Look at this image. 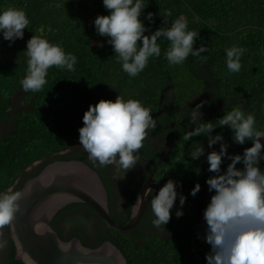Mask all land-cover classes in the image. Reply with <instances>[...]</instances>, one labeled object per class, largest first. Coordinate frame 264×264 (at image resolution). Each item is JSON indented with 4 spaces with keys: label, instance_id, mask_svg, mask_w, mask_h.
<instances>
[{
    "label": "trees",
    "instance_id": "16d2710c",
    "mask_svg": "<svg viewBox=\"0 0 264 264\" xmlns=\"http://www.w3.org/2000/svg\"><path fill=\"white\" fill-rule=\"evenodd\" d=\"M144 2L147 6L139 19L151 32L168 28L184 16L188 30L199 32L194 50L203 44L208 51L198 57L189 55L183 64L170 66L164 55L168 42L162 38L157 41L160 57L150 58L147 67L137 77L130 78L107 43L109 38L96 33L95 18L109 15L102 0H0V10L22 9L30 21L23 39L11 46L0 36V123L8 128L7 133L0 135V191L13 184L20 190L46 165L70 160L88 164L108 188L105 170L96 163L91 165L88 154L79 147L78 129L83 127L82 116L89 105L101 100L114 102L118 95L125 101L139 100L150 109L157 125L168 128L164 133L176 139L168 150L166 162L153 159L157 161L155 178L163 185L168 180L177 182L181 186L177 191L197 184L200 189H208L206 180L213 175L207 170V156L193 160L190 155L191 146L195 142L207 144V137L183 140L185 132L194 130L189 112L200 98L206 106L201 112V122H215L231 107L240 106L246 114L255 116L257 130L264 131V0ZM166 10H171L172 15L163 17ZM148 13H153L151 24L145 20ZM33 35L59 44L65 53L76 56L77 63L72 72L50 68L41 91L24 92L20 81L27 70L26 42ZM233 45L245 49L237 73H230L225 63V49ZM16 97L22 104L10 113ZM153 132L161 133L155 129ZM217 134H222L223 142L228 145L227 155H243L244 149L252 146L251 141L244 145L234 143V134L227 126L217 127L211 133ZM139 150L144 154V146ZM36 162L39 164L33 166ZM230 162L222 158V172ZM259 167L264 170V161ZM237 168H242V164H237ZM130 209L125 217H115L114 221L124 225ZM177 210L183 212L179 218L175 215ZM51 227L63 241L77 237L92 249L109 240L122 252L127 264H206L205 256L211 251L204 239L203 213L194 207L170 210V220L164 226L170 233L167 239L143 235L139 227L119 232L84 204L62 209ZM60 227L67 230L66 238L60 235ZM2 231L0 239L5 247L1 250L0 264H22L14 259L8 227Z\"/></svg>",
    "mask_w": 264,
    "mask_h": 264
},
{
    "label": "clouds",
    "instance_id": "9594fccd",
    "mask_svg": "<svg viewBox=\"0 0 264 264\" xmlns=\"http://www.w3.org/2000/svg\"><path fill=\"white\" fill-rule=\"evenodd\" d=\"M103 7L109 10L107 16H97L94 20L96 33L108 37L107 43L121 64L123 72L130 78L137 77L148 65L149 59L160 57L161 47L158 40L168 42L165 59L170 66L183 64L189 55L201 56L208 51L203 44L193 48L198 31L188 30V21L184 16L177 18L170 27L158 28L154 32L145 27L139 19L147 6L144 0H102ZM171 10H166L163 17L171 16ZM145 20L151 24L153 13H148ZM165 19L163 23H165ZM29 19L22 9L7 7L0 10V36L9 42V46L18 39H23L24 30L29 26ZM149 32V35H145ZM139 42V43H138ZM245 49L233 45L225 49V63L230 73L240 71L241 57ZM27 70L20 81L24 92H39L47 83L46 77L50 68H58L69 72L75 71L77 58L71 53H65L59 44L50 43L40 36L33 35L26 42ZM201 104L189 112L190 122L194 130L187 131L183 140L188 142L192 137H207V146L212 148L220 144L219 152L211 151L206 161L208 171L213 175L206 180L209 192H215L203 212L205 221V242L211 251L206 254V264H264V170L259 165L264 161L261 139L264 131L257 130L255 116L245 113L240 106H233L222 118L215 122H201ZM83 127L78 129L79 147L88 154L89 160L100 167L112 166L114 178L120 179L133 169L140 157L138 150L149 131L156 127L150 109L144 107L139 100L125 101L117 96L115 101L101 100L89 105L82 116ZM227 126L234 134L232 140L238 145L251 141L252 146L244 149L243 155H227L228 145L223 142V135L211 133L217 127ZM191 158L198 159L204 155V147L195 142L192 146ZM222 158L231 162L225 171H221ZM242 164V168H237ZM177 182L168 180L155 195L153 189L144 192L151 197L150 207L155 228L168 224L170 210L178 198ZM200 190L197 184L189 193L195 196ZM32 192L28 185L23 190H17L13 184L0 191V237L7 226L12 228L16 214L20 212V201L26 199ZM186 197L179 195L182 208ZM139 197L134 212L141 207ZM179 218L183 212L175 213ZM36 218L33 217L35 222ZM35 229L51 231L42 222L34 223ZM5 243L0 239V249ZM71 244H64L67 251ZM77 251L86 256L88 249L76 245ZM17 255L22 264H35L30 255L17 245Z\"/></svg>",
    "mask_w": 264,
    "mask_h": 264
},
{
    "label": "water",
    "instance_id": "95a60500",
    "mask_svg": "<svg viewBox=\"0 0 264 264\" xmlns=\"http://www.w3.org/2000/svg\"><path fill=\"white\" fill-rule=\"evenodd\" d=\"M138 155L143 163L152 167V172L133 200L129 219L124 225L118 224L111 216L108 193L99 174L82 161H54L46 165L37 176L27 180L20 190L31 185L32 192L19 202L21 210L16 214L12 228L8 227L15 249L14 259L21 261L17 255L19 245L35 264H127L122 252L111 241L106 240L94 249L84 246L77 237L63 241L51 227V222L65 207L84 204L113 229L119 232L134 230L140 224L148 206L150 196H144V192L148 188L156 190L157 186L162 187L152 181L156 173V163L143 156L139 150ZM38 164L36 162L33 166ZM139 197L142 204L134 212ZM33 217L36 218L35 222ZM39 222L51 231H43V234L38 232L34 223ZM64 244H71V247L65 251ZM77 244L89 250L86 256L77 251Z\"/></svg>",
    "mask_w": 264,
    "mask_h": 264
},
{
    "label": "flooded vegetation",
    "instance_id": "af4514ba",
    "mask_svg": "<svg viewBox=\"0 0 264 264\" xmlns=\"http://www.w3.org/2000/svg\"><path fill=\"white\" fill-rule=\"evenodd\" d=\"M198 102H200V104L202 105V107L200 108V112H202L204 108L206 107L205 103H203L204 99L200 98ZM16 110L17 108H16V101H15L13 108H11L9 112L13 113ZM5 125L7 124L0 123V135L8 132V128ZM167 129L168 128L164 126L156 125L155 130L160 131L161 132L160 134L162 135L160 134L155 135L153 130L149 131L148 136L143 142V146L145 148L144 150L145 152L144 154H142L143 156L153 161L155 160L153 159V157L158 158L157 159L158 162L167 161L168 150H170V148L176 142V139L170 138V136L164 133L165 131H167ZM203 147H204L203 156H207L210 153V151L218 150L220 148V144L217 143L216 145H213L212 148H208L207 144H205L203 145ZM154 162L157 165V161H154ZM92 164L94 163L92 162L91 165ZM102 169H104L107 174L108 188L105 185L104 186L108 193L109 210H110L111 216L112 218H115V217L120 218L122 216L125 217L127 215L128 207L131 208L133 200L135 199L142 185L145 183L146 179L152 172V167L143 163L141 160H139L137 165L133 169L129 170L126 174H121L119 180L114 178L115 172L112 166L102 167ZM156 171H157V168H156ZM155 175L152 181L156 183L157 185L163 186L162 182H160L158 179L155 178ZM160 188L161 187L157 186L156 190L153 189L152 195H155V193L158 192ZM192 189L193 188L177 191L179 195H183L186 197V201L184 205L182 206V208L194 207L198 211H201V213H203V207H207L208 203L210 202L211 196L214 195V192H209L208 189H200L199 192H197L195 196H192L189 194ZM134 193H135V197L132 198ZM150 200H151V197H149L147 209L144 213V216L140 224L137 227H139L138 229L143 235L149 234V235L158 237L160 239H167L169 238L170 233L165 229L163 230V228L157 229L152 224L153 216L151 213ZM173 208L182 209L179 204V198H177V200L175 201ZM59 229L61 232L60 235L63 238H66L67 230L63 227H60ZM86 247L90 248L89 246H86ZM2 259L3 258L0 259V263L2 262Z\"/></svg>",
    "mask_w": 264,
    "mask_h": 264
},
{
    "label": "rangeland",
    "instance_id": "374dc122",
    "mask_svg": "<svg viewBox=\"0 0 264 264\" xmlns=\"http://www.w3.org/2000/svg\"><path fill=\"white\" fill-rule=\"evenodd\" d=\"M16 99H17V104H16V107H19L18 105H20L21 106V104H22V101H21V104H20V100L16 97ZM194 103V102H193ZM194 104H196V105H198V104H200V102H195ZM264 142V139H261V142ZM219 150V149H218ZM214 151H217V150H214ZM211 152V151H210ZM0 254H1V249H0Z\"/></svg>",
    "mask_w": 264,
    "mask_h": 264
}]
</instances>
